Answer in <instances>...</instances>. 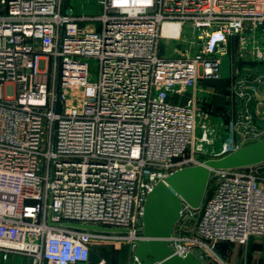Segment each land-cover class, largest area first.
<instances>
[{"label":"built area","instance_id":"built-area-1","mask_svg":"<svg viewBox=\"0 0 264 264\" xmlns=\"http://www.w3.org/2000/svg\"><path fill=\"white\" fill-rule=\"evenodd\" d=\"M97 6L96 14L64 15L63 0H0L5 262L107 264L90 262L94 244L126 242L134 252L144 240L147 194L173 172L205 161L199 157L214 146L212 122L228 136L208 159L264 139V72L238 79L237 116L212 113L210 92L198 87L220 77L233 40L238 60L256 70L264 65V0H97ZM165 25L189 26L197 53L161 54ZM191 90L185 104L170 100ZM208 187L199 209L182 204L168 246L201 264H229L217 243L264 237V164L214 170ZM132 264H139L134 255Z\"/></svg>","mask_w":264,"mask_h":264},{"label":"water","instance_id":"water-1","mask_svg":"<svg viewBox=\"0 0 264 264\" xmlns=\"http://www.w3.org/2000/svg\"><path fill=\"white\" fill-rule=\"evenodd\" d=\"M63 14H68L67 0H63ZM264 72V65L257 73ZM56 112H60L57 102ZM264 164V139L251 143L217 158L205 160L201 165L177 170L158 183L147 194L142 211L144 237L137 243L133 255L139 264H201L191 254L185 257L172 255L168 239L179 221L182 204L197 210L201 207L208 190L211 172L214 170L242 169ZM66 227L104 232L127 233L126 229H108L88 224L66 223Z\"/></svg>","mask_w":264,"mask_h":264},{"label":"rangeland","instance_id":"rangeland-1","mask_svg":"<svg viewBox=\"0 0 264 264\" xmlns=\"http://www.w3.org/2000/svg\"><path fill=\"white\" fill-rule=\"evenodd\" d=\"M68 13L70 9L75 12V14H96L99 11L97 6V0H67ZM161 54L169 58H179L190 56L196 54L199 50L197 42L194 40L192 29L189 26H179V25H165L162 29V40H161ZM246 64V63H245ZM41 68H43V62H41ZM45 70V69H44ZM230 75L229 61L226 56L221 59V78H228ZM226 118V117H225ZM215 122L217 120H214ZM226 122V119H225ZM198 123V122H197ZM214 146L213 148L206 147V154L204 156H213L219 152L221 142L227 138L228 130L217 125V123L212 122ZM197 134H199L197 132ZM254 239L262 237H251ZM250 238V239H251ZM249 239V240H250ZM248 243V242H247ZM98 245V244H97ZM226 245V244H225ZM246 245H236L228 244V246L221 245L218 248L215 245L216 253L225 259L228 263H231L232 253L237 249L238 253L245 250ZM104 253L108 261H112L114 264H130L132 261L133 252L128 243L124 242L121 244H106ZM223 246V247H222ZM16 257L15 263L24 264L25 259L22 261ZM18 260V262H17ZM1 263V257H0Z\"/></svg>","mask_w":264,"mask_h":264},{"label":"crops","instance_id":"crops-1","mask_svg":"<svg viewBox=\"0 0 264 264\" xmlns=\"http://www.w3.org/2000/svg\"><path fill=\"white\" fill-rule=\"evenodd\" d=\"M228 51L229 54L225 56L229 61V77L221 78L220 76L217 79L200 80L198 82L199 89L210 92V111L212 113L221 112L223 115L225 114V117H227L230 112H234L236 114L238 111L237 99L235 96L238 79L241 77H253L258 70L255 69L257 64H245L238 60L237 40H233ZM250 71H252V74L249 73ZM191 92L192 90L187 93L177 94L170 100L185 104L190 99ZM237 115L238 113L236 116ZM105 248H107L106 245L94 244L90 254V262L96 263L100 259H104L106 261L107 258L103 252ZM234 251L235 252L232 253L231 257V263L229 264H264V237L258 239L251 238L248 241L245 250L240 253H238L237 249ZM15 259L16 257H13L10 261L6 262L1 259L0 264H16ZM18 259L19 261L24 260L20 257ZM24 264H28V262L25 261ZM130 264H132V261Z\"/></svg>","mask_w":264,"mask_h":264},{"label":"trees","instance_id":"trees-1","mask_svg":"<svg viewBox=\"0 0 264 264\" xmlns=\"http://www.w3.org/2000/svg\"><path fill=\"white\" fill-rule=\"evenodd\" d=\"M209 157L208 156H200L199 157V159L200 160H206V159H208ZM208 189H209V187H208ZM208 191V190H207ZM208 193V192H207ZM206 195H208V194H206ZM228 246V244H230V243H217L216 244V246L218 247V248H220L221 247V245H224V246H226V245ZM223 247V246H222ZM104 252V251H103ZM105 254V253H104ZM106 263L107 264H114L112 261H108V259L106 260Z\"/></svg>","mask_w":264,"mask_h":264}]
</instances>
